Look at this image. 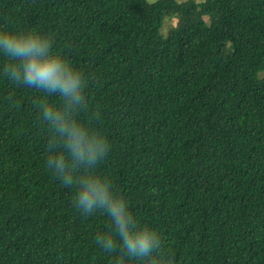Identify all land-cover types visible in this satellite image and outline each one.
<instances>
[{
    "label": "trees",
    "instance_id": "16d2710c",
    "mask_svg": "<svg viewBox=\"0 0 264 264\" xmlns=\"http://www.w3.org/2000/svg\"><path fill=\"white\" fill-rule=\"evenodd\" d=\"M0 25L39 29L82 70L78 117L109 143L96 174L163 264H264V0H0ZM41 96L0 72V264H113L106 217L46 166Z\"/></svg>",
    "mask_w": 264,
    "mask_h": 264
},
{
    "label": "clouds",
    "instance_id": "9594fccd",
    "mask_svg": "<svg viewBox=\"0 0 264 264\" xmlns=\"http://www.w3.org/2000/svg\"><path fill=\"white\" fill-rule=\"evenodd\" d=\"M0 72L42 93L39 108L50 133L47 168L73 188V205L83 216L100 211L106 228L95 243L113 264H163L160 236L130 211L128 198L96 167L109 150L107 137L78 117L86 103L82 70L52 47L37 28L0 25ZM55 95L58 101H50Z\"/></svg>",
    "mask_w": 264,
    "mask_h": 264
},
{
    "label": "rangeland",
    "instance_id": "374dc122",
    "mask_svg": "<svg viewBox=\"0 0 264 264\" xmlns=\"http://www.w3.org/2000/svg\"><path fill=\"white\" fill-rule=\"evenodd\" d=\"M151 1H155V0H149ZM178 1H185V0H178ZM171 15H166V17L164 18V22H163V27L161 29V32L164 36H167L170 31L177 25V20L174 16Z\"/></svg>",
    "mask_w": 264,
    "mask_h": 264
}]
</instances>
